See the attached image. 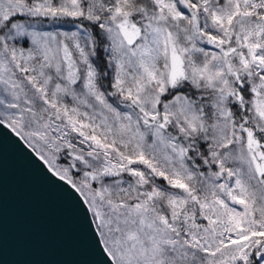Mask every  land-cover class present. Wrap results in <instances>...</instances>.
<instances>
[{
	"label": "snow or ice",
	"instance_id": "snow-or-ice-1",
	"mask_svg": "<svg viewBox=\"0 0 264 264\" xmlns=\"http://www.w3.org/2000/svg\"><path fill=\"white\" fill-rule=\"evenodd\" d=\"M0 135L96 264H264V0H0Z\"/></svg>",
	"mask_w": 264,
	"mask_h": 264
},
{
	"label": "water",
	"instance_id": "water-1",
	"mask_svg": "<svg viewBox=\"0 0 264 264\" xmlns=\"http://www.w3.org/2000/svg\"><path fill=\"white\" fill-rule=\"evenodd\" d=\"M14 135H0V264H96L84 218Z\"/></svg>",
	"mask_w": 264,
	"mask_h": 264
}]
</instances>
